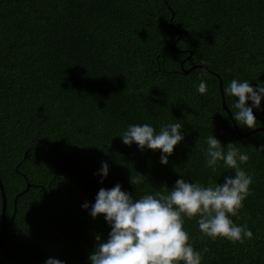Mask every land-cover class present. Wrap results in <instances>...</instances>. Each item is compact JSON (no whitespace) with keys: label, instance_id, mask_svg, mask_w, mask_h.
Returning <instances> with one entry per match:
<instances>
[{"label":"trees","instance_id":"trees-1","mask_svg":"<svg viewBox=\"0 0 264 264\" xmlns=\"http://www.w3.org/2000/svg\"><path fill=\"white\" fill-rule=\"evenodd\" d=\"M217 76L223 89L233 78L264 82V0H0V179L10 223L0 264H88L95 235L106 239L110 228L81 205L102 187L119 183L139 198L166 194L177 178L222 183L232 170L221 163L213 173L200 150L211 134L248 153L249 195L231 219L252 237L210 239L198 217L184 218V230L201 264H264V132L237 133ZM253 113L264 127V99ZM176 121L184 139L166 166L158 150L117 137L129 124L158 131ZM1 220L0 192V234Z\"/></svg>","mask_w":264,"mask_h":264},{"label":"clouds","instance_id":"clouds-1","mask_svg":"<svg viewBox=\"0 0 264 264\" xmlns=\"http://www.w3.org/2000/svg\"><path fill=\"white\" fill-rule=\"evenodd\" d=\"M194 86L197 93H206L204 79H199ZM223 93L234 98L231 115L236 125L241 129H257L259 122L253 109L260 110L264 82L258 81L253 87L246 79L233 78ZM182 129L178 121L162 124L158 131L149 123L129 124L117 137L125 146L135 144L141 152L158 150L159 163L166 166L174 147L184 139ZM236 144L229 142L222 147L211 134L200 146L205 168L215 173L222 163L223 167L232 170L231 175H224L222 183L210 181L205 186L177 178L172 188L164 186L166 194L157 191L139 198L122 190L119 183L108 189L100 188L94 202H84L81 208L94 220L102 216L110 231L106 239L95 235L88 264H201L202 252L193 248L183 227L184 218L198 217V231L213 240L223 238L232 243H243L250 239L252 231L231 219L243 207L252 183V175L241 168L249 159L248 153ZM257 151H264V146ZM108 172V163L102 161L94 175H99L102 182ZM44 264L65 262L47 258Z\"/></svg>","mask_w":264,"mask_h":264},{"label":"water","instance_id":"water-1","mask_svg":"<svg viewBox=\"0 0 264 264\" xmlns=\"http://www.w3.org/2000/svg\"><path fill=\"white\" fill-rule=\"evenodd\" d=\"M192 70V69H190ZM190 70H186L185 73H188ZM213 73V72H211ZM215 74V73H213ZM218 79H219V89H220V94H221V98H222V107L223 109L228 113L229 117L231 118L235 128H236V131L237 133L241 136V137H247L249 136L250 134H253L255 132H259V131H263L264 132V127H260V128H257L255 130H251L247 133H242L240 132L239 128L237 127L235 121L232 119V115H231V112L229 111L227 105H226V101H225V96H224V93H223V83H222V80L219 76H217ZM27 189H29V185L27 186ZM0 192H1V197H2V230H1V234H0V249L4 243V240H5V237H6V233H7V229L10 225V223H7L6 221V215H5V212H6V207H7V198H6V194H5V190H4V186L2 184V181L0 179ZM16 206H17V197L14 199V214L16 212ZM14 218V216H13Z\"/></svg>","mask_w":264,"mask_h":264}]
</instances>
